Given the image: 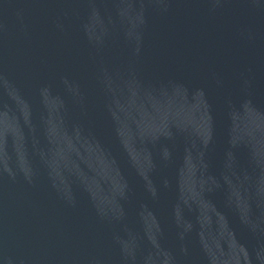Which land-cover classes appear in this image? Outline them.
<instances>
[{
	"label": "water",
	"instance_id": "95a60500",
	"mask_svg": "<svg viewBox=\"0 0 264 264\" xmlns=\"http://www.w3.org/2000/svg\"><path fill=\"white\" fill-rule=\"evenodd\" d=\"M0 264H264V0H0Z\"/></svg>",
	"mask_w": 264,
	"mask_h": 264
}]
</instances>
